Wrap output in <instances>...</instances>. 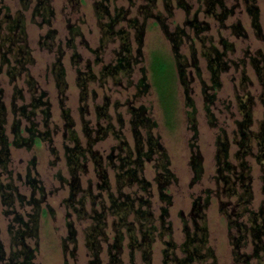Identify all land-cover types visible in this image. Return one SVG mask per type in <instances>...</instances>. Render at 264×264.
I'll return each instance as SVG.
<instances>
[{
	"label": "trees",
	"instance_id": "obj_1",
	"mask_svg": "<svg viewBox=\"0 0 264 264\" xmlns=\"http://www.w3.org/2000/svg\"><path fill=\"white\" fill-rule=\"evenodd\" d=\"M31 0H20L22 8L27 10L30 7ZM73 11H79L84 0H69ZM144 3L137 8V14L130 17V9L123 7L111 9L112 0H94L93 10L100 29L99 46L94 50L96 53H103L113 44V58L108 63H104L99 75L100 78H113L116 84H120L126 78L129 84H133L132 72L136 63L140 62L138 56L141 54V45H143L144 35L146 33V22L150 18H154L155 22L161 27L164 36L170 43V60L153 57L150 60L148 70L142 68L143 76L139 79L136 87L138 88L137 96L148 92L151 87L159 89L163 95V89L168 85V80L174 84L173 92H178L180 82L183 84L184 93L186 95V105L193 107V114L196 112L195 103L190 95L193 91L190 81L186 77V71L189 66L196 69V74L201 76V69L196 56L195 44L200 43L201 55L206 57V67L209 73L210 85L203 83V92L206 95V109L210 112V104L214 103L217 90L222 87L221 74L227 71L232 65L233 60L229 59L227 51L233 49V44L228 43L221 38L220 42L223 49H218L213 44L207 45L209 37L206 32L210 29L207 22L200 20L198 10L190 15L192 6L185 0H177V4L186 12L184 26L175 25L171 28L168 17H173V12L168 5L167 18L162 12L156 11L157 0H143ZM248 5V11L251 16L252 25L257 36L264 40L262 26L260 23L259 7L255 4L256 0H245ZM207 4L204 12L208 16H213L221 22L222 26H226V19L232 15L233 8L228 9L224 0H204ZM219 7V9H217ZM9 9V8H8ZM41 16L42 21L51 25L54 9L50 4V0H37L33 9V20L36 16ZM134 29L133 32L126 26ZM236 34L246 36V32L242 25L234 24ZM67 28L69 30V39L67 46L74 48V39L82 35L81 27L71 22V18L67 20ZM191 30L194 38L191 37ZM56 30L50 29L45 35L42 45L54 48L56 46V80L59 87H66L65 70L62 67V58L65 54L61 44L55 45ZM0 39L2 53L0 57V73L3 66L7 65L5 72L9 78L10 84L13 86V97L11 100L10 110L5 102V89L0 85V178L7 173L8 163L10 160V147H26L31 149L35 144H39L43 140L52 141L49 125L51 117V103L45 97L47 93L42 91L37 93V86L34 78L29 70V65L34 62L31 48L29 47V39L26 31V17L22 10H17L15 14H11L8 10L3 11L0 8ZM51 40V41H50ZM132 40H135L139 46L137 47V55H133ZM84 43V40L81 43ZM86 43V42H85ZM188 44L191 50V59H188L182 52V47ZM211 43V42H210ZM259 54L261 53L258 52ZM75 54V53H74ZM262 55V54H261ZM263 56V55H262ZM80 59V56L78 57ZM259 58V57H258ZM256 56L251 57V62L257 69V73L261 75V83L264 88V60L258 59ZM190 60V61H189ZM102 57H97L96 63L102 62ZM263 63L259 65V63ZM95 63V64H96ZM234 63V62H233ZM235 64V63H234ZM236 65V64H235ZM87 69H77V84L81 88L80 99L85 102L89 95L88 84L97 80V73L94 72L90 62L86 65ZM148 71V73H147ZM25 77L26 83L30 87L32 96L29 103H23L25 99L24 88H22L18 80ZM170 82V81H169ZM171 85V83H169ZM154 85V86H153ZM64 89L61 90L64 93ZM212 89V93L209 90ZM175 97V96H174ZM66 96L60 100L62 117L64 119V136L72 142V144H64V156L69 178L59 173V178L67 184L69 195L64 199L65 204L70 207L79 220L88 222L84 229L86 246L90 253L89 264H104L101 254L104 250L103 242L107 241L106 232L107 217L113 216L112 221L115 235L112 242L107 244V253L109 255V264H123L122 252L124 249L125 232L128 233L130 240L129 245L132 247L131 260L134 264L135 252L141 251L144 261L150 263L152 258V244L155 241L156 233L163 237L165 235L172 236V228L167 225V218L170 212V206L173 203L172 195L169 193V187L176 181L175 173L170 169V157L167 149L161 143L158 137L153 134V126L156 122L152 120L144 105L139 107L129 102L128 110L131 112L132 133L134 137V147L128 143L121 130L116 131L111 121V115L108 113V99L103 106L97 107L98 115L107 118V123L103 126L93 128L89 126V122L84 121L82 125L83 132L86 137V145H83L75 129V121L71 115L70 108L66 106ZM251 97L246 103L241 105L243 119L239 121V127L242 130V141L248 137V140L256 137L257 143L264 146V123H262L258 133L250 129L253 124L250 107ZM17 100H22L23 104H18ZM250 100V101H249ZM243 102L242 99H240ZM9 111L13 114V133L14 137L9 140L5 133L4 124L7 121ZM41 111L44 118L45 130L39 128L36 115ZM81 112H88L86 105L81 107ZM211 123L215 120L211 114ZM23 119L28 124L23 127ZM120 127L123 126V118H119ZM195 120V119H194ZM192 128L197 132L196 123L193 122ZM250 131V132H249ZM112 132L118 140L117 145L113 147V151L107 156L106 161L92 149L96 140L101 138V134ZM95 134V135H94ZM56 153L57 150L52 148ZM114 150H117L115 153ZM250 149L241 150L236 154L237 162L232 163L229 157V141L225 137L217 139L216 160H217V179L222 180L223 191L227 200L221 201L225 216L228 220L230 230V242L233 246V259L235 264H264V203L259 209L253 207V188L251 165L244 159L245 154L250 153ZM89 154L95 162V170L97 172V188L100 190L94 194L92 187H82L81 175L88 172ZM263 154H257L259 161L264 163ZM263 159V160H262ZM155 161L156 175L155 181L159 198L163 205L160 207L159 226L156 223V215L152 210L150 191L151 182L145 177L146 162ZM203 156L199 151L192 155L191 164L194 170L192 181L198 180L203 173L202 166ZM33 159L32 163L35 164ZM108 166L114 169L115 186L117 192L112 190L110 183V174ZM9 175V174H8ZM11 175V174H10ZM9 175V176H10ZM1 181V180H0ZM264 181V175H263ZM26 184L32 188L31 198L26 199L24 194L13 186L12 182H0V198L4 206V214L9 218L8 233L10 235L9 249L0 242V264H34L36 258V247L28 241L30 238L39 236L40 221L44 214H48L50 209L42 205L46 198L45 187L41 181L30 173L26 175ZM137 185L136 191L132 195L131 191H124L125 188ZM221 187L220 185L218 186ZM141 190V195L137 192ZM222 190V189H221ZM41 196L36 197V193ZM102 192H107V199H103ZM209 190L208 192H210ZM90 196L91 207L87 209V197ZM209 195L203 200L199 197L194 201L189 219L182 217L185 240L180 245L181 256L177 253L176 243L172 240L165 241L168 247H165V264H193L195 262H204L208 259L212 260L211 264H215L216 255L212 247L207 246V218L204 212L209 204ZM99 199V201H98ZM97 200V201H96ZM17 202L20 206H31L30 210L20 212L17 209ZM72 212L68 211L67 216H71ZM133 215V220H129ZM68 234L63 239L64 254H68L69 245L72 244L70 255L75 257L78 247V229L72 220L68 221ZM235 227L236 231L231 229ZM125 230V232H124ZM159 232V233H158ZM252 237L253 251L246 253L242 248L246 244L247 237ZM171 250V251H170ZM255 260L252 262V260ZM65 264H71L68 260ZM78 264V263H73Z\"/></svg>",
	"mask_w": 264,
	"mask_h": 264
},
{
	"label": "rangeland",
	"instance_id": "obj_2",
	"mask_svg": "<svg viewBox=\"0 0 264 264\" xmlns=\"http://www.w3.org/2000/svg\"><path fill=\"white\" fill-rule=\"evenodd\" d=\"M94 0H84L80 10L73 11V7L69 0H50V4L54 9L51 25L42 21L41 16H36L33 20V9L37 0L30 1L29 9L22 8L20 0H0V8L3 11H9L15 14L17 10H22L26 17V31L29 39V47L31 48L34 62L29 65V70L35 80L38 88L37 93L45 91V97L51 103V117L50 120V133L52 141L43 140L39 144H35L31 149L26 147H10V160L8 163L7 173L0 178L2 183L12 182L19 192L24 194L26 199L31 198L32 188L26 184V175L30 173L36 176L45 187L46 198L42 205L50 209V212L41 217L40 232L37 239H28L29 243L36 247V258L34 264H65L68 260L69 263L89 264L90 253L86 246L84 229L88 222L79 220L72 209L68 207L64 199L69 195L67 184L61 181L59 173L69 178V173L66 166L64 156V144H72L68 139L64 141V119L62 117V110L60 100L66 96V106L70 108L71 115L75 121V129L81 139V143L86 145V137L83 132L82 125L84 121L89 122V126L97 128L100 125H105L108 121L104 116L98 115V108L103 106L106 99H108V113L111 115V121L115 130H121L128 143L134 147V137L132 133V114L128 110L129 102L139 107L144 105L147 109V114L150 115L156 125L153 126V134L158 137L164 147L167 149L170 157V169L176 175V181L169 187V193L172 195L173 203L170 206L169 216L167 218V225L172 228V236L165 235L160 237L156 233L155 241L152 244L151 262L147 263L142 257L141 251L135 252L134 264H165V241L172 240L177 244L176 251L181 256L180 245L185 240V230L182 217L185 216L189 219L191 225L192 220L190 212L192 210L194 201L199 197L204 200L209 195V204L205 208L207 218V246L213 248L216 255L215 264H235L233 259V246L230 242V230L228 227V220L225 216L226 206L222 207L221 201L227 200L226 196L222 193L223 184L222 180L217 179V160L216 148L217 139L225 137L229 141V157L228 160L232 163H238L236 154L241 150H248L251 148L249 154H245L244 159L251 165L252 175V188L254 194L253 207L259 209L264 203V163L259 161L257 154L264 153V146L262 148L257 143V138L248 140V137L242 141V130L239 127V121L243 119V112L241 105L246 103L251 97V104L248 103L253 124L250 129L258 133L261 124L264 123V88L261 81V75L257 73L256 67L251 62V57L256 56L264 60V40L260 39L252 25L251 16L248 11V5L245 0H224L227 8L232 9L233 13L229 16L225 24L222 26L219 20L213 16H208L204 12L207 4L204 0H185L192 8L190 15L197 10L199 19L207 22L210 26L206 35L209 37L207 45L213 44L218 49H223L221 38L225 39L228 43L233 44V49L227 51L229 59L232 62L227 71L222 72V87L217 90L214 103L210 104V112L206 109V95L203 92V83L207 86L211 84L209 73L206 67V57L201 55L200 43H196V56L198 64L201 69V76L196 74V69L189 66L186 71V77L190 81L192 92L190 93L194 103L196 112L193 114V107L186 105V95L184 93L183 84L180 82L178 92L172 90L174 84L168 80V85L163 89V95L160 94L159 89L151 87L148 92L138 95V88L136 87L139 79L143 76L142 68L150 64L153 57L163 58L166 60L171 59L170 43L164 36L161 27L155 22L154 18H150L146 22V33L141 45V54L138 56L137 47L139 44L132 40L133 55H137L140 62L136 63L132 72L133 84H129L128 80L124 78L120 84H116L113 78H100L99 72L104 63H108L113 58V44L110 45L103 53H96L94 50L99 46L100 29L97 24V19L93 10ZM156 11L162 12L164 17L168 15V5H170L173 17H168L170 27L175 25L184 26L186 19V12L177 4V0H157ZM144 3L143 0H112L110 7L114 8L123 7L125 10L130 9L129 16L136 15L137 8ZM255 4L259 7L260 23L262 32L264 34V0H256ZM218 6L217 9H219ZM9 8V9H8ZM71 18V22L80 25L82 35L74 39V48L67 46L69 39V30L67 28V20ZM241 24L246 36L236 34L234 24ZM122 25L126 26L124 22ZM132 32L134 29L129 28ZM50 29L56 30V44H61L65 52L62 58V67L65 70L66 87H59L56 80L55 70L57 51L42 45L45 35ZM191 37L193 31L191 30ZM213 39L212 40H210ZM84 40V43L81 41ZM51 41V40H50ZM86 42V43H85ZM211 42V43H210ZM1 45V39H0ZM211 46V45H210ZM1 47V46H0ZM261 53L259 54L258 52ZM182 52L188 59H191V50L187 43L183 45ZM2 48H0V57ZM75 53V54H74ZM263 56H262V55ZM80 56V59L78 58ZM97 57H102L103 61L96 63ZM258 58V59H259ZM190 61V60H189ZM88 62L93 66L94 72L97 73V80L89 82L88 89L89 95L85 102L80 99L81 88L77 84V69H87ZM96 63V64H95ZM263 63H259L262 65ZM7 65L3 66L0 73V85L5 89V102L10 110L11 100L13 97V86L9 82L5 69ZM148 73V71H147ZM149 74V73H148ZM170 81V82H169ZM19 85L24 88L25 99L23 103H29L32 92L29 85L25 81V77L18 80ZM171 83V85L169 84ZM64 89V93L61 90ZM212 93V89L209 90ZM175 96V97H174ZM243 100V102L240 101ZM249 100V101H250ZM18 104H23L22 100H17ZM86 105L88 112L82 113L81 107ZM211 114L214 115V122L211 123ZM123 118V126L120 127L119 117ZM45 116L41 111L36 115V121L39 122V128L45 130L44 126ZM13 114L9 111L8 118L4 124L5 133L8 135L9 140L14 137L13 133ZM195 119V120H194ZM193 122L196 123L197 132L192 128ZM28 122L23 119L24 125ZM250 132V131H249ZM95 135V134H94ZM257 139V140H256ZM118 140L112 134H101V138L96 140L92 146L98 155L106 161L107 156L113 151V147L117 145ZM52 148H55L56 153ZM196 151H199L203 156L202 166L203 173L201 177L192 181L194 177V170L191 164V158ZM116 153L117 150H114ZM264 154L262 155V158ZM92 155L89 154L88 172L81 175L82 187L87 188L89 185L92 187L94 194L100 191L97 188L98 178L95 170V162L92 160ZM35 159V164L32 160ZM263 160V159H262ZM264 161V160H263ZM155 161L146 162L145 164V177L151 182L150 191L152 192V210L156 215V223L159 226L160 207L163 205L161 202L157 184L155 181L156 175ZM110 174V183L112 190L117 192L114 179V169L108 166ZM1 170V167H0ZM10 176H9V175ZM0 181V182H1ZM221 186L220 188L218 186ZM137 185L127 187L124 191H131L132 195L136 191ZM222 189V190H221ZM211 190L210 192H208ZM143 192L139 190L137 194L141 195ZM103 199H107V192H102ZM41 196L40 191L36 193V197ZM86 207L90 210V196L87 197ZM97 201V200H96ZM99 201V199H98ZM4 206L0 198V242L9 249L10 235L8 233L9 218L4 214ZM17 209L20 212H25L31 209V206H20L17 202ZM72 212L71 216H67ZM114 217H107L106 232L108 235L107 241L103 242L104 250L101 258L104 264H109V255L107 253V244L112 242L115 235L112 221ZM72 220L78 229V247L75 257L70 255L72 244L69 245L68 254H64L62 245L63 239L68 234V221ZM129 220H133V215ZM236 231L235 227L231 229ZM125 232V230H124ZM159 233V232H158ZM128 233L125 232L124 249L122 252L123 264H132L131 251L132 247L129 245ZM246 253H252L253 243L252 237H247L246 244L242 248ZM171 251V250H170ZM255 260L253 259L252 262ZM212 260L208 259L204 262H195L193 264H211Z\"/></svg>",
	"mask_w": 264,
	"mask_h": 264
},
{
	"label": "flooded vegetation",
	"instance_id": "obj_3",
	"mask_svg": "<svg viewBox=\"0 0 264 264\" xmlns=\"http://www.w3.org/2000/svg\"><path fill=\"white\" fill-rule=\"evenodd\" d=\"M262 154H264V153H262Z\"/></svg>",
	"mask_w": 264,
	"mask_h": 264
}]
</instances>
